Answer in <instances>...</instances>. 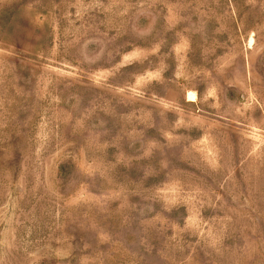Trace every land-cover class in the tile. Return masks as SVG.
Instances as JSON below:
<instances>
[{
	"label": "rangeland",
	"instance_id": "1",
	"mask_svg": "<svg viewBox=\"0 0 264 264\" xmlns=\"http://www.w3.org/2000/svg\"><path fill=\"white\" fill-rule=\"evenodd\" d=\"M0 264H264V0H0Z\"/></svg>",
	"mask_w": 264,
	"mask_h": 264
},
{
	"label": "bare ground",
	"instance_id": "2",
	"mask_svg": "<svg viewBox=\"0 0 264 264\" xmlns=\"http://www.w3.org/2000/svg\"><path fill=\"white\" fill-rule=\"evenodd\" d=\"M188 100H194L193 95H190V98Z\"/></svg>",
	"mask_w": 264,
	"mask_h": 264
}]
</instances>
